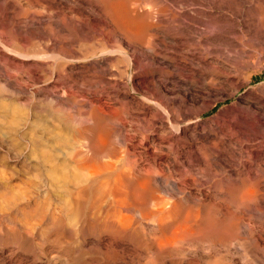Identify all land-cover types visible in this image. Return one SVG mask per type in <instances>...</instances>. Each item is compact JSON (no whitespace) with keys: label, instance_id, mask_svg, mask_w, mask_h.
<instances>
[{"label":"rangeland","instance_id":"rangeland-1","mask_svg":"<svg viewBox=\"0 0 264 264\" xmlns=\"http://www.w3.org/2000/svg\"><path fill=\"white\" fill-rule=\"evenodd\" d=\"M99 1L100 0H0V233L7 229L11 230L22 225L23 227L21 226L20 229L32 236L31 239L34 238L32 240L36 246H38L39 243H43L44 245L40 244L42 247L48 246V238L51 240L58 235V242L56 244L63 245L75 259L72 263L68 262L69 264H80L81 259V264H88V261L89 264L97 263V256L94 253L95 249L93 250L92 247V245L94 246L93 239L96 233L93 231L91 233L85 231L82 225L85 224V221L88 222L89 218L94 220L112 212L115 205V198L111 195L102 194L104 184L101 182L95 183L85 192V197L82 196V198H80L81 200L79 199L80 204H78L77 207H75L74 202L70 200V198L64 195L65 191L71 187V183L67 179L68 175H72L71 173L78 171L77 168H75L76 164L73 161L74 152L72 151H76V154L74 153V158L78 159V162L82 161V158H93L92 151L96 149V137L98 135H106L105 139L108 143L107 148H111L112 151L108 149L100 151L99 156L102 158L101 160L115 161V159L118 158V164L120 163L119 166L121 165V169L130 176L131 184H133V182L139 179L141 174L144 173V168L148 166H146L147 162L144 161V155H139L131 150H129L131 153L126 151L123 136L125 137L128 134L131 135L136 132H145L148 134L150 131L149 129L155 127L157 132L172 133V130L169 129L165 123L162 108L169 109L171 105L180 104L183 106V120L185 122H197L199 124L197 129L193 128L194 124H189V127L193 128V130H187L181 135L187 140L202 138L199 135V130L201 127H205L204 131L208 133L209 129L207 125L216 128L217 125L224 126L229 124L232 128H237L235 119L232 117L235 115V110L238 106H243L244 108V105L247 104V108L253 107L251 105L258 107L262 106L264 108V68L259 71L261 64H259V67L250 68L247 71L248 73L246 72L242 75H235V73H233V76H230L228 79L224 78L223 75H219V77L216 78L207 72L201 73V70L195 71L189 68H183L177 62H172L170 65L165 61L163 63V60L156 56L139 57L137 52L133 53L130 47L128 54L130 55L132 66L128 70L127 75L133 78L134 87H136V91L134 92L136 94L128 91L125 87L122 88L118 80L109 81V76L100 74L97 69L94 71H86L85 73L82 72L81 74L80 72L82 70L76 69L77 71L75 70L74 72L73 70L69 73L71 66H82L86 65L88 62L99 60L98 56L100 50L95 48L97 45L94 42L99 38L102 39L106 35L107 30H109L107 16L103 10L101 1ZM126 1L129 3V7L140 5L134 8L141 13V21H143L142 19L145 20L143 13L150 11L152 14L154 13L153 16L155 15L156 17L162 18L164 21L170 22V16L174 11V9H172L173 7H170V9L167 6L168 8L166 7L164 14V11L162 12L160 9L163 7L161 5L163 3L159 2V0L158 2L160 4L157 0H153L154 3H152V0ZM139 1L141 2L139 3ZM142 1H144V4H142ZM146 1L151 7H147L146 4L148 3H146ZM155 3L159 4L160 8L157 7L158 5L155 7ZM246 5L249 7H254L255 5L259 10L258 15L264 18L263 0H250ZM189 6H194V4H190ZM154 7L157 10L154 9ZM20 8L22 9L21 11ZM251 9L252 8H249L248 10ZM156 12L159 16H157ZM252 12L253 10L251 13ZM10 16L12 17L10 18ZM27 16L30 18H27ZM15 17L16 19H14ZM22 18L24 19L22 20ZM31 19L33 20L32 22ZM30 22L35 26L33 25L30 27L32 25ZM44 25L46 28L43 27ZM21 33L23 35H21ZM92 40L95 41L93 42ZM14 42L20 46L24 45V47L26 44L30 45L31 42L42 43L41 45L47 44L49 46H54L56 44L54 47L57 46V52L55 49L54 54L59 56L58 61L57 58H54L55 61H53V58H47L45 59L46 61H39V63L32 57V53L26 51L24 52V55H26L25 57L19 54H17V56L15 55V51H11ZM165 42L170 43V45ZM178 42L179 41L173 36L168 35L163 41L164 47H169V49L165 47V54L173 56L175 59V54L178 53V50L181 51L183 49L178 47ZM6 46L9 47L7 48ZM4 47L9 50H5ZM201 51H203L202 48ZM47 54H50V52ZM206 59L209 63H214V61L217 63V61L211 59V57L207 56ZM48 60H50V62ZM52 63L53 65H51ZM120 65L121 64H119V66ZM225 66L226 65H223L226 71L228 67ZM14 68L17 70L16 72ZM120 68H122V66H120ZM143 68L144 70L150 69L148 71L151 73L148 77L143 72ZM11 69L14 71L13 73L10 71ZM26 73L27 76H25ZM89 76H93L94 78ZM248 76H250L249 82H247ZM49 77H51L50 80H47ZM5 78L9 79L10 84H6L8 80ZM151 78L153 84H149L148 86H150V89L154 92V96L156 93L158 94L154 97L155 99L153 98L156 104L147 103L141 96L142 93L149 89L144 82L146 80L149 82ZM213 78L216 84L211 85L209 83ZM18 87L20 91H18ZM54 87H56V89ZM163 91L168 93L172 103H168L165 97L158 93ZM10 93L12 94L10 95ZM93 118H96V121ZM211 121L215 123H211ZM102 131L103 133L101 134L100 132ZM211 137H213V135H211ZM192 141V146L199 147V141ZM180 143L181 141L173 145L175 150H180ZM85 144L87 145L86 147L89 153H87V151L85 152ZM121 147H124L125 150H123V148L120 149ZM81 148L83 150H81ZM147 149L148 152L152 150L151 147ZM118 151L121 152V154H119ZM170 155L168 154L167 161L171 157ZM137 157L140 161L143 158V162H139ZM136 161H138L137 164ZM59 163L61 165L58 167V171L54 172V175L58 173L57 176H62L60 179L67 180L65 182H57L56 184H60L57 186L51 179L53 173L50 168ZM136 166H138L139 169L136 168ZM202 171H204V169H202ZM70 175L69 177H71ZM191 175L192 174L189 173L186 177L187 180H190H188L189 182L184 188L186 194L184 195L185 199L182 200L185 202V204L183 202V207L201 216L207 209L208 203L215 204L219 202L221 205L219 203L217 204H219L220 207L222 206L221 215L227 212H235V224L239 222L240 226L243 224V228L239 225H235V230H233L235 235H230V237L232 236L231 239L230 237H227V239L222 237V239L224 238L223 241L218 245L219 247L216 246L213 249L214 251L209 250V241L202 239V237H199L202 244H199L200 240L197 241V236L195 239H186L176 244V249L174 251L175 255H172L169 259L181 258L182 264H257L256 254L261 253L260 248L264 249V240H259V233L264 235V217L261 219L258 212L255 214L254 205L252 207L240 203L243 191L249 189L246 178L243 175H235V183L239 184L241 182L244 186L239 191L235 192V203H230L225 194L217 192L218 188L220 191H223L220 182L219 184L215 183L213 179L204 176L196 177L197 180L193 183ZM208 180L209 182H207ZM182 196L183 194L181 195L179 193L177 198L181 199ZM231 205L232 207L235 205V207L231 208ZM67 206H69L68 209ZM142 210L144 211V209ZM141 212L142 211H140V213ZM7 218H9V220H7ZM91 219H89V221ZM221 228L224 229L225 225L222 224ZM245 230H247V232H245ZM40 234L41 236L44 235L43 240ZM36 235L40 236V238ZM46 235L48 238L45 237ZM102 236L104 241L107 242V233H103ZM153 236V233L149 230H145L143 238L149 241V238ZM118 237L119 239L115 240V244H117L123 252L126 251L124 252L125 262L136 263L137 261L144 263L148 259L150 252L145 246H136L137 248L135 247V249L134 247L132 248L129 237L121 234ZM43 241L46 242L44 243ZM226 242H228V245ZM79 244H81L83 248L79 246ZM253 244L256 247L254 246L253 248ZM2 249L3 248H0V254L6 255L7 250ZM89 250L91 252H89ZM207 250L210 253H208ZM179 252L182 254L180 253V255H178ZM205 252L208 253V257H205ZM35 253L37 254H35L36 256L34 255V259L33 255L27 253L26 261L30 264H54L52 262H47V259L39 254V250H36ZM52 253H50V255ZM215 254L217 255L216 257ZM131 258L135 260L133 261ZM219 258L220 262L218 260ZM58 262L57 264H61L63 260L61 261V259H59ZM262 264H264V262Z\"/></svg>","mask_w":264,"mask_h":264},{"label":"bare ground","instance_id":"bare-ground-1","mask_svg":"<svg viewBox=\"0 0 264 264\" xmlns=\"http://www.w3.org/2000/svg\"><path fill=\"white\" fill-rule=\"evenodd\" d=\"M100 1L103 5V10L108 19L107 20L105 17V19L108 21L109 30H107L106 35L102 39L99 38L96 41L92 40L93 42L95 41L94 43L97 45L95 48H98L100 50L98 56L99 60L88 62L86 63V65H82V66L81 65L71 66V68L69 67L70 68L69 73H71L73 70L75 72L76 69L82 70L80 74L82 72L85 73L86 71H90V70L94 71L97 69V71L100 74H103L104 76H109L108 79L109 81L118 80L121 83L122 88L125 87L128 91L135 93L134 91H136L135 90L136 87H134L133 78L127 75L128 70L132 66L129 57L130 55L128 54L129 53L128 50L130 47L132 48L133 53L137 52L139 57L144 58L147 56L148 57L156 56L161 60H163V63L165 61L170 65L172 64V62H177L183 68H189L195 71L201 70L200 71L201 73L207 72L216 78L219 77V75L221 76L223 75L224 78L228 79L230 76H233L232 75L233 73H235V75H240V74L242 75L245 74L252 67H256V66L259 67V64H261L259 71H261L264 68V18H262L261 15H260L261 17L258 15L259 10L257 7H255V5L254 7H249L246 5L247 2L249 3L250 0H161V1L159 0V2L164 4V5L161 4L163 6L162 8L159 7L160 3L157 0L159 4L155 3L156 4L155 7L158 5L157 7H159L162 12L164 11V14L167 6L169 8L173 7L172 9H174V11L170 16L171 18L170 22L164 21L162 18L156 17L155 15L154 17L153 16L154 13L152 14L150 11H146L144 13L142 12L145 18V20L142 19L144 21L143 22L141 21V17H140L141 13L136 9L137 6L140 5L139 4L134 5V7L136 6V8L129 7L128 5L129 3H127L126 0H100ZM133 1L134 0H132V2ZM140 2L141 1H139V3ZM143 2L144 1H142V4H144ZM146 3L148 2L146 1ZM152 3H154L153 0ZM190 4L191 5L194 4V6H189ZM146 5L147 7H151V5L149 6V3ZM155 7L154 9H156ZM21 8L20 11L24 9ZM249 8L252 9L248 10ZM252 10L253 12L251 13ZM156 14L157 16H159L157 12ZM11 17L12 16H10V18ZM31 17L33 18L32 15ZM27 18L30 17L27 16ZM14 19H16V17ZM23 19L24 18H22V20ZM32 21L33 20L31 19V22ZM31 22L30 24H32ZM33 25L34 24L29 26L32 27ZM43 27L46 28L45 25ZM21 35L23 34L21 33ZM168 35L169 36L171 35L176 40H178L179 41L178 47L183 48L181 51L178 50V53L175 54V59L173 56L165 54V47L168 46L164 47L163 41L166 37H168ZM41 44L37 42H31L30 45L26 44L27 46L25 45V47L24 45L23 46L21 45L22 46L21 47L16 42H14L11 51H15L16 53L15 55L19 54L24 57L26 56L24 55L25 51L32 53V57L36 59V61L38 62L43 61L47 58L50 59L53 58V61H55L54 58L55 59L57 58L58 61L59 56L54 54L55 49L57 48V46L54 47L56 44L54 46L53 45L49 46L47 44L41 45ZM168 44L170 45V43ZM7 48H5V50H9ZM201 48L203 49V51H201ZM46 52L47 53L50 52V54H47ZM207 56L211 57V59L213 60H216L217 63L215 61L214 63L207 62L206 59ZM48 61L50 62V60ZM53 63L51 65H53ZM119 64H121L120 66H122V68H120ZM223 65H226L228 67V70L225 71ZM142 70L145 73V75H147V77L151 73L150 71H148L150 69L144 70L143 68ZM10 71H12V69ZM16 71L17 70H15V72ZM13 72L14 71H12V73ZM25 76H27V73L25 74ZM89 77H93V76H89ZM14 78L16 80L15 76ZM50 78L51 77L47 78V80L48 79L50 80ZM7 80L8 81H6L7 82L6 84H10L9 79ZM249 81H250V76H248L247 78V82ZM144 84L147 85L149 89L141 94L142 98L147 103L156 104L153 98L158 94L156 93L154 96V92L150 89V86H148L149 84H153L152 78L150 79L149 82L148 80H146ZM209 84L211 85L216 84L214 78L210 80ZM54 88L56 89V87ZM17 89L18 91H20L19 87ZM158 93L164 96L168 103H172L171 97L168 95V93H166L165 91ZM11 94L12 93H10V95ZM246 105H244L245 106L244 108L243 106H238V108L235 110V115L232 117L235 119V124L237 125V128L235 127V129L232 128V126H230L229 124H226L224 126L217 125L216 128L215 127L212 128L211 125H207L209 131L208 133H205L204 131L205 127L204 128L201 127V129L199 130V135L202 138L200 139L192 138V140L199 141V147L192 146L191 144V142H193L192 140H187L181 136L187 130H191V129L193 130V128L197 129V126H199L197 122L194 123L185 122L183 120V113H184L182 108L183 106H181L180 104L171 105L169 109L159 107L162 108V111L164 113L163 117L165 118V123L169 127V129L172 130V133L157 132L155 127L149 129L150 131L148 134L145 132H140V133L136 132L131 135L128 134L125 137L123 136L124 144L126 146V151L129 152V150H131L132 152H136L139 155L140 154H142V156L144 155V161L147 162L146 166H148L147 168H144L145 169L144 173H142L141 177L139 179H136L133 182V184H131L132 182L130 176L121 169L120 167L121 165L119 166L120 163L118 164L119 162L118 158L115 159V161L101 160L102 158H100L99 156L100 151L105 149L112 151L111 148L109 147L107 148L108 143L106 142L105 139L106 135H98L96 137V144H95L96 149H94L95 151H92L93 158L91 157H89L90 159L82 158V161L78 162V159L74 158L76 151L71 150L72 152L75 153V154L73 153V161L75 162L76 164L75 168H77L78 171L71 173L72 175L69 174L71 177H69L68 175L67 179L71 183L70 184L71 187L65 191L64 195L70 198V200L74 202L75 207H77L78 204H80V200H81L80 198L84 196L85 192L89 190L91 186H93L95 183L101 182L104 184L102 194L111 195L113 198H115L114 199L115 205L112 209V212L105 214L103 217L94 220L89 218L91 220L89 221L88 219V222L85 221V224L82 225L85 231H88L89 233L93 231L94 233H96V236L93 239L94 246L91 244L93 250L95 249L94 253L97 256L98 261L96 260L97 261L96 264H132L133 263V262H129L130 260L128 261L129 263L124 261V254H125L124 252L126 251L123 252V250L119 248L117 244H115L116 242L115 240L119 239L118 236L120 234L129 237V241L131 242L130 244L132 245V248L143 245L147 249H149L150 255L148 256V259L144 263H140L136 261V263L133 264H182V260H180L181 258L169 259L172 255H175L174 251L176 249V244L181 243L186 239H195V237L197 236L198 238L197 241L200 240L199 237H202V239L209 241L208 244L209 250L214 251L213 249L216 246H218L223 241L224 238L227 239V237L229 238L230 235H235V232L233 233V230H235V225L236 226L239 225V222L237 223V221H236L237 224H235V217H234L235 212H230V213L227 212L221 215L222 206L220 207L221 204L219 202L216 201L220 205L217 203L215 204L208 203L207 209L205 210V212H203L201 216L198 213L192 212L190 209H185L183 207L184 201L182 200L185 199L184 195L186 194L184 188L188 184L189 182L188 180H190V179L187 180L186 178L189 173L192 174L191 178L193 183L194 181L197 180L196 177H204V176L209 179H213L215 183L219 184L220 182L221 183L220 185H222L223 187L222 188L223 191H220V189L218 188L217 192L220 193L222 192L223 194H225L226 198L228 197L229 200L228 202L230 203H235V192L239 191L244 186L242 185L241 182L239 184L235 183L236 182L235 175H243L248 181L249 189L243 191L242 197L240 198V203L248 206L250 205L252 207L254 205L253 208L256 211L255 214H257L258 212L261 219L262 217H264V108L261 105H260L261 107L251 105L253 107L247 108L248 105L247 106ZM94 120L96 121V118ZM211 123H215V122L211 121ZM189 124H194V127L190 128ZM100 133L102 134L103 131ZM211 135H213V137H211ZM179 141H181L179 146L180 150L178 149L175 150L173 145L177 144ZM86 146L87 145L85 144L84 148ZM148 147L152 148L151 152H148L147 149ZM122 148L123 150H125L124 147H121L120 149ZM81 150L83 149L81 148ZM86 151H87V147L85 148V152ZM87 153L89 152L87 151ZM119 154H121V152H119ZM168 154L169 155L173 154V155H170L171 157L167 161ZM141 161L139 160V162ZM137 162L138 161H136V164ZM60 165H61L60 163L55 164L50 168V170H52L51 172L53 173V175H51V179L53 182H55V184L57 182H62V181L65 182L67 180V179L66 180L60 179V177L62 176L60 177L57 176L58 173L57 175H54V172L58 171V167ZM136 168H138V166H136ZM202 169H204L205 172L202 171ZM207 182H209V180ZM49 183L51 184L50 181ZM56 185L58 186L60 184H56ZM97 191L99 192L98 189ZM179 193L181 195L183 194L181 199L177 198ZM232 205L231 208H234L235 205L233 207ZM68 207L69 206H67V209ZM142 209H144V211ZM225 209L227 210L226 206ZM140 211L142 212L140 213ZM7 220H9V218H7ZM222 224L225 225L224 229L221 228ZM20 227H16L11 230L7 229L4 232L0 233V248L7 250L6 255L0 254V264H30L29 262L26 261V257L30 253L31 255H33V259H34V255L37 254L35 253L36 250H39L40 252L39 254L41 256H44L43 258H46L47 262H52L54 264H57L59 259H61V261L63 260L64 264H69L72 263V261L73 262L75 261V259L72 257V254L69 251H67L63 245L56 244L58 242V237H57L58 235L56 236V238H52L51 240L48 238L47 235L45 236L49 240L47 247L40 246V244L44 245L43 243H39V245L36 246L32 240L34 238L31 239L32 236H30L28 233H25V231H22ZM240 227L243 228V224H241ZM145 230L147 231L149 230L154 235L152 238H149V241H146L143 238ZM245 232H247V230H245ZM103 233H107L108 235L107 242L104 241V238L102 236ZM259 234H258L260 237L259 240L260 241L261 239L264 240L263 239L264 237H262L264 235L261 233ZM40 236L38 237L40 238ZM43 236H41L42 240L44 238ZM222 237L224 238L222 239ZM200 243L201 240L199 244ZM226 243L228 245V242ZM79 246H81V244H79ZM254 246L255 245L253 244V248ZM260 250L261 253L258 254L257 252L258 251L260 252ZM260 250L258 248V251L256 252L257 264H262L264 262V249L260 248ZM89 252L91 251L89 250ZM207 252L210 253L208 250ZM50 253L52 254L50 255ZM180 253L181 252H179L178 255H180ZM208 253L206 252L204 253L205 257H208ZM216 256L217 255L215 254V257ZM252 257L255 258L254 256ZM131 259H133V261L135 260L134 258ZM81 260H80V264H81ZM218 260L220 262V258ZM63 263L61 262V264Z\"/></svg>","mask_w":264,"mask_h":264}]
</instances>
